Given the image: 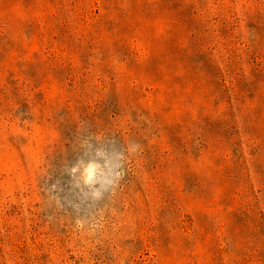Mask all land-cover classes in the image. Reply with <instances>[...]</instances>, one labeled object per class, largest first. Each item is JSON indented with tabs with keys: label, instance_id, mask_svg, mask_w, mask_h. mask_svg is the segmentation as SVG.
I'll list each match as a JSON object with an SVG mask.
<instances>
[{
	"label": "rangeland",
	"instance_id": "obj_1",
	"mask_svg": "<svg viewBox=\"0 0 264 264\" xmlns=\"http://www.w3.org/2000/svg\"><path fill=\"white\" fill-rule=\"evenodd\" d=\"M0 264H264V0H0Z\"/></svg>",
	"mask_w": 264,
	"mask_h": 264
}]
</instances>
